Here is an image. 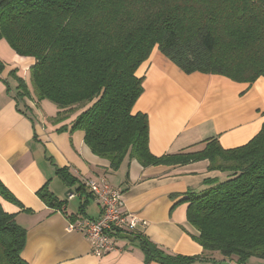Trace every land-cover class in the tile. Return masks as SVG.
Returning <instances> with one entry per match:
<instances>
[{
    "label": "trees",
    "instance_id": "trees-1",
    "mask_svg": "<svg viewBox=\"0 0 264 264\" xmlns=\"http://www.w3.org/2000/svg\"><path fill=\"white\" fill-rule=\"evenodd\" d=\"M1 39L34 59L36 100L57 106L56 123L77 113L72 129L84 131L85 143L112 170L128 157L143 167L208 160L210 170L228 173L226 180H208V188L190 190L182 199L203 254L169 253L139 229L114 231L141 247L144 264H195L207 252L242 264L252 256L264 258V123L238 147L224 148L213 137L201 149L157 156L149 147L148 115L133 112L144 91L136 71L156 46L186 73L249 83L264 77V0H0ZM11 74L18 81L19 105L31 91L15 70ZM57 171L68 185L78 183L76 190L85 191L66 168ZM37 194L55 210L67 203L48 184ZM1 197L23 206L0 180V264H30L22 255L27 230L3 208ZM84 209L81 202L83 215Z\"/></svg>",
    "mask_w": 264,
    "mask_h": 264
},
{
    "label": "crops",
    "instance_id": "crops-1",
    "mask_svg": "<svg viewBox=\"0 0 264 264\" xmlns=\"http://www.w3.org/2000/svg\"><path fill=\"white\" fill-rule=\"evenodd\" d=\"M0 63V180L24 207L2 197L1 202L27 230L22 255L30 264L145 261L141 247L127 238L119 237L118 248L104 256L93 253L90 240L70 227L68 216L97 219L101 214L99 201L87 194L91 191L85 185V191L76 190L78 183L68 185L58 168H66L82 183L83 179L107 177L112 186L122 191L125 209L145 222H140L137 229L169 253H204L192 237L199 232L188 221V203L182 199L190 190L201 192L208 188V180H226L227 172L210 170L208 160L143 167L128 157L118 170H112L110 162L94 154L85 143L84 131L72 129L77 113L56 123L54 117L59 109H50L47 99L37 101L32 94L18 105L14 97L18 81L11 71L15 70L27 83L26 73L34 64L32 57L19 55L1 39ZM136 75L143 78L144 91L133 112L148 115L149 147L154 155L201 149L204 141L213 137L224 148L238 147L256 136L264 123V77L249 83L220 74L186 73L158 46ZM62 126L65 129L59 130ZM57 180L62 186L56 185ZM45 184L61 200L68 193L74 197L67 196L61 210L50 208L37 194ZM75 199L79 204L85 202V215L80 213V205H70ZM195 264H228V260L218 252H207Z\"/></svg>",
    "mask_w": 264,
    "mask_h": 264
},
{
    "label": "built area",
    "instance_id": "built-area-1",
    "mask_svg": "<svg viewBox=\"0 0 264 264\" xmlns=\"http://www.w3.org/2000/svg\"><path fill=\"white\" fill-rule=\"evenodd\" d=\"M83 183L99 201L101 214L94 220L82 217L70 221V227L82 232L90 240L93 253L101 257L118 248L116 229L134 231L140 222H145L125 209L122 191L112 186L107 177L83 179ZM73 197L74 194L69 195V198ZM228 264L242 263L229 261Z\"/></svg>",
    "mask_w": 264,
    "mask_h": 264
},
{
    "label": "rangeland",
    "instance_id": "rangeland-1",
    "mask_svg": "<svg viewBox=\"0 0 264 264\" xmlns=\"http://www.w3.org/2000/svg\"><path fill=\"white\" fill-rule=\"evenodd\" d=\"M26 80H27V83H28V87H29V90H32V92H31V94H32V96H34L35 97V93H34V87H33V83H32V80H31V72H30V69L27 71V73H26ZM45 103H47V107H49L50 109H54L55 107L57 108V106L53 103V102H51V101H49V100H46V102ZM93 179H96V178H93ZM57 181H59V182H57V186H62V182H60V180H57ZM67 196L68 195H63L62 197L63 198H66V200H68L67 199ZM70 205L71 206H73V207H75V208H77L80 204H79V199H75V200H73V201H70ZM250 262H249V264H264V258H259V257H255V256H252V257H250Z\"/></svg>",
    "mask_w": 264,
    "mask_h": 264
},
{
    "label": "water",
    "instance_id": "water-1",
    "mask_svg": "<svg viewBox=\"0 0 264 264\" xmlns=\"http://www.w3.org/2000/svg\"><path fill=\"white\" fill-rule=\"evenodd\" d=\"M70 194L68 193V196H69Z\"/></svg>",
    "mask_w": 264,
    "mask_h": 264
}]
</instances>
